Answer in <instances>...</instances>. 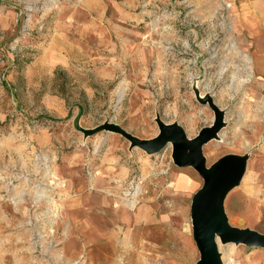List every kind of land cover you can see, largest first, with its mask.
I'll return each mask as SVG.
<instances>
[{"label":"rangeland","instance_id":"374dc122","mask_svg":"<svg viewBox=\"0 0 264 264\" xmlns=\"http://www.w3.org/2000/svg\"><path fill=\"white\" fill-rule=\"evenodd\" d=\"M87 1L0 0V153H3L0 174L17 180L7 191H0V264H18L19 261L21 264H63L57 259L56 250L46 252L47 242H56L46 239V224H25L27 217L24 221L20 219L23 222L18 223V227L16 221L15 225L8 223L11 215L17 219L21 217L11 211V196L16 195L15 185L31 179L24 177L27 171L23 169H31L33 175L36 173L33 176L35 183L41 176H51L52 189L35 188L28 193L35 197L41 192L52 199L58 192L53 184L58 182L57 175L63 168L67 172L66 158L75 152L85 153V159L92 158L94 150L95 158L101 159V149L108 134L118 136L124 131L121 137L130 151L141 150L143 155L163 154L161 151L166 146L157 153H148L134 143L133 140L138 139L123 136L128 134L125 126L130 122L124 120L127 105L124 99L121 101L124 89L119 85L129 81L134 68L145 66L146 45L175 48V53L167 56L170 63L183 58L191 62L201 58L212 60L218 64L216 70L220 74L227 71L228 63L234 62L229 73L234 72L236 105L232 114L237 121L230 134L223 132L209 139L210 148L205 150L203 159L207 169L218 172L228 162L245 160L241 175L246 162L252 160L255 170L262 168V184L264 182V145L255 137L258 133L252 132L256 120L241 118L243 92L255 88L250 58L244 50L245 40L236 27L238 12L234 1L199 0V8L191 0H163L167 1L161 5L165 17L155 19L151 28L153 34L163 35L153 36V40H150V30L144 23L123 20L124 15L116 4L109 3L105 12L100 10L99 16L96 9L100 6L94 5L95 9H90ZM147 1L138 0L140 3L135 11H143L142 5ZM125 8L127 12L128 7ZM178 10H182L181 15H176ZM86 17L97 20L90 22L88 27L83 26L81 32L77 21ZM63 33L67 42L60 39ZM57 41L62 44L63 51L58 50L62 62L53 65L50 62L56 56ZM219 77L227 85L226 73ZM222 81L217 90L223 89L225 83ZM130 161L134 163V159ZM83 165L87 176L86 160ZM56 168L60 169L59 173ZM146 169H136L131 178H140ZM164 186L167 185L161 188ZM134 192L139 194L138 210L149 195L145 196L146 189L141 184L140 188L127 193L134 195ZM262 199L259 212L263 216L255 227L264 232V193ZM159 203L163 209L156 219L169 225L171 216L167 204L170 200L159 196ZM248 219L256 224V220ZM248 219L245 220L247 223ZM231 221H228L231 225L238 224ZM176 223L192 234L189 212L180 215ZM124 224L132 225L129 221ZM55 236L54 233V239ZM54 248L58 250V247ZM218 248L223 264H264V248L225 242ZM87 255L85 253V257ZM83 260L86 258L81 254L73 262L81 264Z\"/></svg>","mask_w":264,"mask_h":264},{"label":"crops","instance_id":"0c3cea01","mask_svg":"<svg viewBox=\"0 0 264 264\" xmlns=\"http://www.w3.org/2000/svg\"><path fill=\"white\" fill-rule=\"evenodd\" d=\"M233 1L238 12L236 27L245 40L244 50L250 58L254 79L251 82L253 81L252 86L255 88H247L248 90L243 92L241 118L256 120L252 132L258 133L255 137L264 145V0ZM87 2L90 9H95L94 5L100 6L96 9L98 14L102 9L105 12L109 3L116 4L121 10V15H124L123 20H138L139 23H144L147 30H150V40H153V36L163 35L153 34L151 28L155 19L165 17L161 5L167 1L148 0L142 5L141 12L135 11L140 3L138 0H125L128 5L117 0ZM221 2L230 3L232 0ZM191 3L199 7L200 1L191 0ZM125 6L128 7L127 12ZM116 7L114 5L115 9ZM195 11L199 13L198 9ZM177 14L181 15L182 10L176 11ZM94 20L97 19L86 17L77 21L81 32L83 26L88 27ZM65 27L67 28L63 26ZM61 35L60 39L66 41L65 34ZM64 41L62 42L65 44L67 41ZM61 45L59 41L56 42V56L50 62L53 65L62 62V59H59V51H63ZM145 48V66L134 68V72H130L129 81L120 82L119 85V88L121 86L124 89L121 101L124 99L127 105L124 120L130 122L125 126L127 136L138 141L151 142L159 136L162 128L176 124L186 134L187 139L192 141L198 137L200 131L212 126L217 118L222 124L218 135L223 132L230 134L233 131L232 126L237 120L232 114L236 105L234 72L232 70V73H229V68H234L232 60L230 65L227 61L226 85L219 77H224L225 73L217 72L218 64L212 60L201 58L191 62L183 58L170 63L167 56L175 53V48L169 50L147 45ZM202 50L206 49L202 47ZM221 81L225 85L220 91L217 88ZM122 132L124 134V131ZM121 136L122 133H118V136H105L108 138H105L101 149V159L95 158L94 150L92 158L88 159H85L86 154L83 152L69 155L65 160L67 163L64 164L67 172L65 173L63 168L59 173L60 169L56 168L59 174H56L58 182L53 183L58 191L55 199L41 192L40 195L31 197L29 190L53 188L51 176H41L38 183H35L33 176L36 173L33 175L31 169H23L27 171L24 177L31 179L22 181L24 184L15 185L16 195L11 196V211L21 217L17 219L15 215H11L8 223L15 225V221L18 224L20 219L27 217L23 220L25 224H46V239L56 241L52 244L47 242L46 252L50 250L52 253L56 250L57 259H61L63 264H74L73 261L81 254L86 258L81 264H200V253L193 240V233H186L185 228L176 221L180 215L192 213L194 196L204 185L202 177L196 169L175 163L172 143H168L161 151L163 154L145 153V157L141 150L130 151ZM208 142L201 147L204 155L205 150L210 148ZM0 157H3V153H0ZM73 157L76 159L73 160ZM131 158L134 163L130 161ZM85 160L87 176L84 173ZM252 163V160L246 162L245 171L224 195L222 204L227 221L238 223L232 224L234 227L250 229L264 235V232L255 227L263 216L259 212L264 193L262 168L255 170ZM138 168H147L146 173L140 178H131ZM5 176L0 174V191H7L12 187L11 184L17 181L11 176H7L6 180ZM140 184L141 187L145 186V196L148 194L149 197H146L136 210L140 201L139 194L134 192L132 195L127 192L140 188ZM162 185L167 186L161 188ZM159 196L170 200L167 206L170 207L171 219L170 224L166 226L162 220L156 219L163 209ZM133 216L138 218L137 223L129 226L124 224L131 222ZM248 218L256 220V224ZM247 219L248 223L245 221ZM241 222L244 223L240 224ZM53 224L55 227H52ZM54 247H58V250ZM85 253L88 254L87 257ZM18 264H21L20 261Z\"/></svg>","mask_w":264,"mask_h":264},{"label":"water","instance_id":"95a60500","mask_svg":"<svg viewBox=\"0 0 264 264\" xmlns=\"http://www.w3.org/2000/svg\"><path fill=\"white\" fill-rule=\"evenodd\" d=\"M221 125L217 118L212 126L200 131L198 137L192 141L187 139L186 134L176 124L162 128L159 136L151 142L133 140L148 153H157L168 143H172L175 163L196 169L202 177L204 185L194 196L191 213L193 240L200 253V264H223L218 248L219 240L227 244L264 248V235L232 226L223 209V197L240 178L245 160L228 162L216 173L205 166L201 147L211 137H217ZM124 136L133 139L126 134Z\"/></svg>","mask_w":264,"mask_h":264},{"label":"bare ground","instance_id":"6f19581e","mask_svg":"<svg viewBox=\"0 0 264 264\" xmlns=\"http://www.w3.org/2000/svg\"><path fill=\"white\" fill-rule=\"evenodd\" d=\"M210 171H212V172H214V173H216V169H211ZM130 207H132L131 205H130ZM143 215V214H142ZM140 221V220H139ZM131 224H134V223H137L138 222V218L137 217H132V219H131ZM142 223V222H141ZM143 225V224H142ZM141 228V227H140ZM143 229V228H142ZM183 233V232H182ZM182 233H181V235H182ZM185 234V233H184ZM179 235H180V233H179ZM181 237H183V236H181ZM180 241H182V239L180 240ZM125 243V242H124ZM222 243H223V241L222 240H219L218 241V247H220L221 245H222ZM187 247H189V246H187ZM220 252V251H219ZM179 261V260H178Z\"/></svg>","mask_w":264,"mask_h":264}]
</instances>
